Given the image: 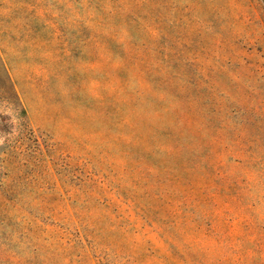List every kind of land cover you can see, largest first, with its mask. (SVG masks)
I'll return each mask as SVG.
<instances>
[{"label":"rangeland","instance_id":"374dc122","mask_svg":"<svg viewBox=\"0 0 264 264\" xmlns=\"http://www.w3.org/2000/svg\"><path fill=\"white\" fill-rule=\"evenodd\" d=\"M0 264H264V0H0Z\"/></svg>","mask_w":264,"mask_h":264}]
</instances>
